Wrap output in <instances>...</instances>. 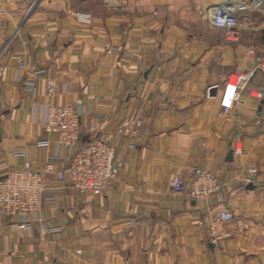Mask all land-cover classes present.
Wrapping results in <instances>:
<instances>
[{"label":"crops","instance_id":"1","mask_svg":"<svg viewBox=\"0 0 264 264\" xmlns=\"http://www.w3.org/2000/svg\"><path fill=\"white\" fill-rule=\"evenodd\" d=\"M226 1L2 3L0 177L26 163L44 173L51 199L40 213L60 231L47 234L36 215L22 230L0 214V264H264V74L247 89L261 99L246 90L220 107L227 77L264 52V0H231L246 24L234 40L206 18ZM45 103L83 108L79 145L109 139L122 168L108 192L82 194L56 178L79 146L57 149L36 124L33 106ZM125 119L141 124L133 139L117 135ZM197 169L221 186L204 201L189 197ZM224 210L231 237L212 244L206 228Z\"/></svg>","mask_w":264,"mask_h":264},{"label":"built area","instance_id":"2","mask_svg":"<svg viewBox=\"0 0 264 264\" xmlns=\"http://www.w3.org/2000/svg\"><path fill=\"white\" fill-rule=\"evenodd\" d=\"M13 0H2L9 3ZM237 5L231 0L207 11L206 18L210 27L221 29L227 40H234L239 32L246 28V24L238 19ZM78 20L87 25L91 19L88 15H78ZM116 51L115 47L107 45V52ZM22 68L23 65L20 64ZM257 73L264 74V52L255 58L254 66L242 73H234L227 77L220 95V107L222 113L230 110L239 99L241 92L248 89L250 81ZM29 86V85H28ZM44 94L51 98L55 94V88L48 83ZM251 97L261 99L263 93L247 90ZM83 108L76 106H57L54 103H45L33 106L34 121L46 133L56 135L57 149H70L78 147L71 156L69 164L63 170L56 173L59 181H67L69 186L82 194L100 196L108 192L122 168V162L117 157L114 147L107 137L96 136L81 142V116ZM141 124L132 119H125L117 128L119 137L130 139L138 135ZM93 130V127H89ZM48 143H40L46 146ZM240 148H236L235 154H240ZM23 154L22 152L17 155ZM47 171H50L49 169ZM250 175H256V169H249ZM217 178L209 172L195 170V179L189 192V197L195 201H204L220 189ZM169 189L174 193H184L185 186L181 182L169 181ZM48 191V181L44 173L34 170L28 163L21 169L7 172L0 177V214L14 219L22 230H31L32 223L27 219L30 215H36V223L47 234H55L60 228L46 220L40 213L42 201ZM50 200L51 198H45ZM233 215L224 210L210 219L207 227V237L212 244H219L229 239L231 233L226 229V224L231 222Z\"/></svg>","mask_w":264,"mask_h":264},{"label":"rangeland","instance_id":"3","mask_svg":"<svg viewBox=\"0 0 264 264\" xmlns=\"http://www.w3.org/2000/svg\"><path fill=\"white\" fill-rule=\"evenodd\" d=\"M208 227V226H207ZM206 234H207V228H206ZM208 235V234H207Z\"/></svg>","mask_w":264,"mask_h":264}]
</instances>
